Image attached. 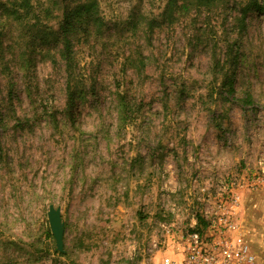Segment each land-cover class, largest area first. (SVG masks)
<instances>
[{"label": "rangeland", "instance_id": "374dc122", "mask_svg": "<svg viewBox=\"0 0 264 264\" xmlns=\"http://www.w3.org/2000/svg\"><path fill=\"white\" fill-rule=\"evenodd\" d=\"M245 2L150 28L164 0H102L70 110L61 44L0 5V264L180 262L220 211L264 264V17L240 29Z\"/></svg>", "mask_w": 264, "mask_h": 264}, {"label": "trees", "instance_id": "16d2710c", "mask_svg": "<svg viewBox=\"0 0 264 264\" xmlns=\"http://www.w3.org/2000/svg\"><path fill=\"white\" fill-rule=\"evenodd\" d=\"M7 8L5 4H0L3 14L12 18L15 22H24L30 28H34L36 35L46 40L51 37L53 42L60 43L57 51L58 58L63 62L66 73V102L65 105L70 110L74 103L76 90L75 70V41L86 40L92 33H99L102 26V20L99 14V4L102 0H48L47 7H42L32 0H14ZM226 0H164L161 11L158 13L159 21L152 19L148 26L153 27L156 22L159 24L170 25L177 14L189 10L216 9L218 5L224 4ZM32 2V3H31ZM248 12H254L264 17V1L247 0L238 10V16H235L237 26L242 28L245 15ZM51 21V24L48 23ZM239 29V31H240ZM57 45V44H56ZM230 48V46H229ZM226 57H229L226 55ZM140 62V61H139ZM141 63V62H140ZM224 87L231 94L232 85L228 79H224ZM74 81V82H73ZM202 222V221H201ZM204 225V222H202Z\"/></svg>", "mask_w": 264, "mask_h": 264}, {"label": "built area", "instance_id": "2783aa9c", "mask_svg": "<svg viewBox=\"0 0 264 264\" xmlns=\"http://www.w3.org/2000/svg\"><path fill=\"white\" fill-rule=\"evenodd\" d=\"M207 223L205 232L186 231L180 236V262L164 257L162 264H253L248 246L234 236L236 224L220 211Z\"/></svg>", "mask_w": 264, "mask_h": 264}, {"label": "water", "instance_id": "95a60500", "mask_svg": "<svg viewBox=\"0 0 264 264\" xmlns=\"http://www.w3.org/2000/svg\"><path fill=\"white\" fill-rule=\"evenodd\" d=\"M50 232L55 240L56 248L62 251L63 246V232L59 209L50 206L47 213Z\"/></svg>", "mask_w": 264, "mask_h": 264}]
</instances>
